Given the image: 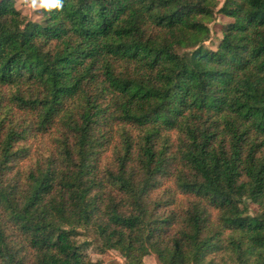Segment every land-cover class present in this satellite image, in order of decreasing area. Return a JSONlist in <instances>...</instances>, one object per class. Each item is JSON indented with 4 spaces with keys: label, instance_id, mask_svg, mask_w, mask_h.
Wrapping results in <instances>:
<instances>
[{
    "label": "trees",
    "instance_id": "trees-1",
    "mask_svg": "<svg viewBox=\"0 0 264 264\" xmlns=\"http://www.w3.org/2000/svg\"><path fill=\"white\" fill-rule=\"evenodd\" d=\"M35 13L0 0V264H264V0Z\"/></svg>",
    "mask_w": 264,
    "mask_h": 264
},
{
    "label": "rangeland",
    "instance_id": "rangeland-1",
    "mask_svg": "<svg viewBox=\"0 0 264 264\" xmlns=\"http://www.w3.org/2000/svg\"><path fill=\"white\" fill-rule=\"evenodd\" d=\"M220 3L222 0H219ZM16 8L21 12L22 15L27 17L30 20H37L38 16L35 13V10L38 8H28L27 7V0H16ZM229 20L222 16L221 14H216L215 19L209 24L210 28V39L204 43L205 47L214 49L217 40L220 38V27L222 24L228 22ZM45 146V139L39 138L36 140L35 144L33 145L34 148L40 147L43 148ZM106 155L109 154V151L105 153ZM168 183H165L167 185ZM152 194L159 195L158 191H153ZM256 207L251 206L252 211L255 210ZM80 242L86 239L84 236H81ZM86 255L89 257L90 260L93 262H98L99 264H123L124 259L120 256V254L115 250H108L104 253H100L97 251V248L93 245L88 246L85 249ZM143 264H159L157 261L156 256L153 253L145 255L142 259Z\"/></svg>",
    "mask_w": 264,
    "mask_h": 264
},
{
    "label": "clouds",
    "instance_id": "clouds-1",
    "mask_svg": "<svg viewBox=\"0 0 264 264\" xmlns=\"http://www.w3.org/2000/svg\"><path fill=\"white\" fill-rule=\"evenodd\" d=\"M62 0H27L28 8H44L59 9L61 7Z\"/></svg>",
    "mask_w": 264,
    "mask_h": 264
}]
</instances>
